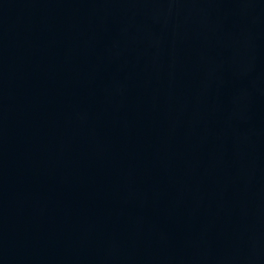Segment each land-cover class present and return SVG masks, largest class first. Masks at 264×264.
Wrapping results in <instances>:
<instances>
[{
  "label": "water",
  "instance_id": "obj_1",
  "mask_svg": "<svg viewBox=\"0 0 264 264\" xmlns=\"http://www.w3.org/2000/svg\"><path fill=\"white\" fill-rule=\"evenodd\" d=\"M0 264H264V0H0Z\"/></svg>",
  "mask_w": 264,
  "mask_h": 264
}]
</instances>
